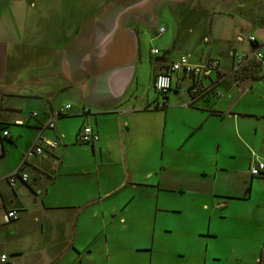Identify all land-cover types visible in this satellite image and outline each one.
Listing matches in <instances>:
<instances>
[{"label": "crops", "instance_id": "1", "mask_svg": "<svg viewBox=\"0 0 264 264\" xmlns=\"http://www.w3.org/2000/svg\"><path fill=\"white\" fill-rule=\"evenodd\" d=\"M82 1L0 0V253L8 264H256L264 77L234 66L264 52V0ZM183 55L220 61L204 81L215 90L186 106L183 81L160 106L154 79ZM38 138L58 146L30 154ZM22 163L30 180L11 187Z\"/></svg>", "mask_w": 264, "mask_h": 264}, {"label": "built area", "instance_id": "2", "mask_svg": "<svg viewBox=\"0 0 264 264\" xmlns=\"http://www.w3.org/2000/svg\"><path fill=\"white\" fill-rule=\"evenodd\" d=\"M165 28L160 29V33H164ZM249 41L256 43V38L251 36ZM158 50H154L157 53ZM254 65L258 70V75L264 77V52L260 49H255L250 54L240 53L238 54V60L234 66V72H239L244 69L246 65ZM221 74L220 61L218 59H211L205 64H194L190 61L188 56H181L176 61H173L164 72L159 73L154 79V89L160 98V106H166L168 102V96L185 86L183 81H187L188 85L185 86L188 91L189 100L185 104L186 106H193V104L199 99L209 95L215 90V82L211 85L204 83L205 79L212 78L214 74ZM218 94V93H216ZM219 95V94H218ZM70 105L61 107L56 114L55 118H52L46 126L54 127L56 118L67 115L70 110ZM36 115V114H34ZM5 136L9 133L4 132ZM99 136L90 126H84L79 133V140L86 144H94L98 141ZM58 146V141H49L46 138H38L34 143L30 154L42 155L49 151L54 152ZM23 164L14 170L9 176V184L11 187H15L19 182L26 183L30 180V175L23 170ZM250 173L255 177L264 178V162H260L251 167ZM6 220L18 219V212L16 210H10L5 215ZM1 246V241H0ZM9 257L6 253H0V264H8Z\"/></svg>", "mask_w": 264, "mask_h": 264}, {"label": "rangeland", "instance_id": "3", "mask_svg": "<svg viewBox=\"0 0 264 264\" xmlns=\"http://www.w3.org/2000/svg\"><path fill=\"white\" fill-rule=\"evenodd\" d=\"M85 1H88V0H83V1H82L83 6L85 5ZM39 2H40V1H39ZM90 2H91V1H90ZM40 3H41V2H40ZM261 85H264V84L261 83ZM256 92H257L258 94H261L262 98H264V87H263V86H259V87H257ZM254 101L257 102L258 104H262L261 107H260V109L264 111V99H262V100H261V99H257V100L254 99ZM254 101H253V102H254ZM260 115H261V114H260ZM259 119H262V120H263L262 117H259L258 120H256V122H259ZM254 123H255V121H254ZM255 124H256V123H255ZM259 124H262V123H259ZM260 139H261L260 146H261V145L263 146V145H264V144H263L264 138H260ZM257 178H258V177H257ZM262 236H264V233H262ZM257 242H258L259 244H261V246H260L261 251H260V258H259V260H258V262H257L256 264H264V237L257 239ZM250 259H251V257H246L245 264H252L251 261H250ZM222 264H243V263H239L238 261H234V260L232 259V257H231L230 255L227 254V256H225V260L223 261Z\"/></svg>", "mask_w": 264, "mask_h": 264}, {"label": "trees", "instance_id": "4", "mask_svg": "<svg viewBox=\"0 0 264 264\" xmlns=\"http://www.w3.org/2000/svg\"><path fill=\"white\" fill-rule=\"evenodd\" d=\"M256 73H257V75H258V70H257V68H256Z\"/></svg>", "mask_w": 264, "mask_h": 264}]
</instances>
